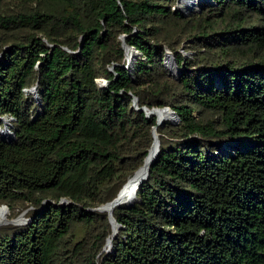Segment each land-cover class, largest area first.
Segmentation results:
<instances>
[{
  "label": "trees",
  "instance_id": "1",
  "mask_svg": "<svg viewBox=\"0 0 264 264\" xmlns=\"http://www.w3.org/2000/svg\"><path fill=\"white\" fill-rule=\"evenodd\" d=\"M176 3L0 0V117L14 134L0 120V205L31 218L0 227V264H264V0L187 15ZM122 35L139 54L130 70ZM133 96L178 121L157 125ZM153 126L159 152L114 208L106 253L112 226L94 209L143 164Z\"/></svg>",
  "mask_w": 264,
  "mask_h": 264
},
{
  "label": "water",
  "instance_id": "2",
  "mask_svg": "<svg viewBox=\"0 0 264 264\" xmlns=\"http://www.w3.org/2000/svg\"><path fill=\"white\" fill-rule=\"evenodd\" d=\"M209 1V0H206ZM201 2V0H189L187 2V4L184 7H180L179 10L184 14L187 15L189 13V10L191 9L192 6H199V3ZM180 0H177L175 9H178L177 6L179 5ZM125 35H122L121 40H122V48L124 49V53H125V58H126V65H124L125 68L127 69H131L133 66V63L135 61V57L137 55V51L134 49V47H130L128 45H126L125 43ZM128 51H130V54L128 56ZM166 62H165V67L168 70V74L170 76H172L173 78H178L179 77V68L178 66L175 64L174 58L171 54L170 51L167 50L166 52ZM169 62V63H168ZM169 64L172 65V67L175 68V73H173L171 71V69H169ZM112 70V67H111ZM99 85L101 87H107L108 85V81L104 80V79H98L97 80ZM30 93L33 94L34 98L37 100V102L39 103V97L37 94V88L36 87H32L29 90ZM133 106L135 109H141L143 110V112L145 113V116L151 117L154 116V112L155 111H161V112H165L167 114V117L165 118H160L158 119L156 116V124L160 125L164 120H169L172 123H176L178 121V116L176 115L175 111L172 110L170 107L166 106V107H162V108H151L148 109L146 107H138V102H137V97L133 96ZM0 120H2L4 122V127H3V131L4 129H6V125L7 123H10V126L13 127L11 121L13 119H5L0 117ZM2 131V133H3ZM152 134H153V142L152 145L150 147V149L148 150V154L146 155V157L143 160V164L131 175L129 176V178L127 179V181L125 182V184L122 186V188L119 190L117 196L111 200L110 202H107L106 204H103L97 208H95L94 210L98 211V212H105L108 215V219L111 223L112 226V237L107 239L106 242V253H110L112 251V238L116 235L118 228L120 227V225L116 222V220L113 217V210L116 206L120 205V204H126V202L123 199V196L127 193L128 190H132L133 191V196L132 198H136V190L137 188L144 183V181L146 180V178L148 177L149 174V166L153 163L155 157L157 156L158 152H159V141L157 140V132H156V126H153L152 128ZM4 135V133H3ZM2 138H4L2 136ZM14 138V134L12 132V139ZM157 140V144L156 147L154 148V144ZM146 168L145 173L142 174V170ZM65 200L63 199L61 201V204H65ZM130 204V203H129ZM46 205V201L43 202V208ZM0 208L4 209V211L7 212L8 207L6 205H1ZM31 219V218H30ZM29 219V220H30ZM24 221H22L21 219L15 218L12 220H5L2 223H0V225L3 224H13V225H20L22 224Z\"/></svg>",
  "mask_w": 264,
  "mask_h": 264
},
{
  "label": "bare ground",
  "instance_id": "3",
  "mask_svg": "<svg viewBox=\"0 0 264 264\" xmlns=\"http://www.w3.org/2000/svg\"><path fill=\"white\" fill-rule=\"evenodd\" d=\"M129 54H130V51H128V56H129ZM172 72L175 73L176 71L175 72L172 71ZM154 116H157V118L160 119V118L167 117V114L165 112L155 111L154 112ZM3 133H4V137L7 138V140H12V132H11L10 123H7L6 129H4ZM157 140H158V135H157ZM157 140H156V142L154 144V148L156 147ZM145 170H146V168H144L142 170V174L145 173ZM132 196H133V191L132 190H128L127 193L123 196V199L126 202V204H129V203L131 204V203H133L135 201V198H132ZM7 215H8V213L6 211H4V209L0 208V223H2L3 221L7 220Z\"/></svg>",
  "mask_w": 264,
  "mask_h": 264
},
{
  "label": "rangeland",
  "instance_id": "4",
  "mask_svg": "<svg viewBox=\"0 0 264 264\" xmlns=\"http://www.w3.org/2000/svg\"><path fill=\"white\" fill-rule=\"evenodd\" d=\"M189 0H180V3H179V5L177 6V8L179 9L180 7H184L186 4H187V2H188ZM201 3V2H200ZM200 3H199V5H200ZM198 8H199V6L198 5H196L195 7L194 6H192L191 7V9L189 10V12H191L192 10H194V9H197L198 10ZM189 14V13H188ZM122 37V36H121ZM169 51V50H168ZM167 52V51H166ZM181 52H183V50H181ZM172 54V53H171ZM139 54L137 53V55H136V57L135 58H137V56H138ZM184 55H186V53H184ZM173 56V55H172ZM173 58H174V56H173ZM166 57H165V59H164V64H165V62H166ZM168 60V59H167ZM174 61H175V59H174ZM135 62V61H134ZM175 64H176V62H175ZM169 69H171L172 71H174L175 72V68L174 67H172V65L171 64H169ZM167 69V68H166ZM11 131L13 132V128H11ZM4 205V204H3ZM1 206V205H0ZM8 207V206H7ZM18 210V208L17 209H15V211H17ZM7 213H8V215H7V220H12V219H15V218H18V219H21L22 221H24L22 224H20V225H23V224H26V223H28L30 220V218L28 217V215H27V211L26 210H20L17 214H16V216H14V213L12 212V211H10V209L8 208V210H7ZM5 225H8V224H3V225H0V227H2V226H5Z\"/></svg>",
  "mask_w": 264,
  "mask_h": 264
}]
</instances>
